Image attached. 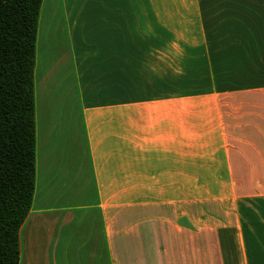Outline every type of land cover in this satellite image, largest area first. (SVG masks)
Listing matches in <instances>:
<instances>
[{
  "label": "crops",
  "instance_id": "0c3cea01",
  "mask_svg": "<svg viewBox=\"0 0 264 264\" xmlns=\"http://www.w3.org/2000/svg\"><path fill=\"white\" fill-rule=\"evenodd\" d=\"M34 88L19 264H264V0H42Z\"/></svg>",
  "mask_w": 264,
  "mask_h": 264
},
{
  "label": "trees",
  "instance_id": "16d2710c",
  "mask_svg": "<svg viewBox=\"0 0 264 264\" xmlns=\"http://www.w3.org/2000/svg\"><path fill=\"white\" fill-rule=\"evenodd\" d=\"M42 0H0V264H19L36 181L34 69Z\"/></svg>",
  "mask_w": 264,
  "mask_h": 264
},
{
  "label": "rangeland",
  "instance_id": "374dc122",
  "mask_svg": "<svg viewBox=\"0 0 264 264\" xmlns=\"http://www.w3.org/2000/svg\"><path fill=\"white\" fill-rule=\"evenodd\" d=\"M196 71H183L181 69H175L168 71L169 75L173 74V80L175 83V93H219L228 92L229 81H189L187 78ZM186 83L187 85H184Z\"/></svg>",
  "mask_w": 264,
  "mask_h": 264
}]
</instances>
